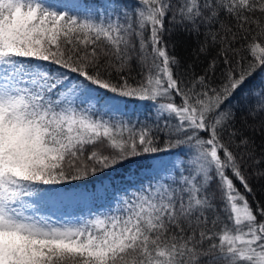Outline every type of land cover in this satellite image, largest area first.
<instances>
[{
    "label": "snow or ice",
    "instance_id": "snow-or-ice-1",
    "mask_svg": "<svg viewBox=\"0 0 264 264\" xmlns=\"http://www.w3.org/2000/svg\"><path fill=\"white\" fill-rule=\"evenodd\" d=\"M137 101L150 114L126 119ZM140 157L150 175L110 212L47 213ZM256 189L264 0H0V264H264Z\"/></svg>",
    "mask_w": 264,
    "mask_h": 264
},
{
    "label": "rangeland",
    "instance_id": "rangeland-1",
    "mask_svg": "<svg viewBox=\"0 0 264 264\" xmlns=\"http://www.w3.org/2000/svg\"><path fill=\"white\" fill-rule=\"evenodd\" d=\"M48 2L60 6H70L73 0H48ZM88 2L99 6L104 3V0L95 2L88 0ZM149 114L150 104L148 102L137 101L128 105L127 116L125 118L135 120L139 117L140 120H143ZM149 175V167L128 173L123 179H114L96 190L82 191L87 193L97 192L98 195L95 198L90 197L72 203L50 205L46 211L52 215L54 220L58 219L60 222H77L79 219H88L101 213L110 212L117 206V200L114 197L120 196L119 191L124 192L125 190L139 187V182L146 180Z\"/></svg>",
    "mask_w": 264,
    "mask_h": 264
},
{
    "label": "trees",
    "instance_id": "trees-1",
    "mask_svg": "<svg viewBox=\"0 0 264 264\" xmlns=\"http://www.w3.org/2000/svg\"><path fill=\"white\" fill-rule=\"evenodd\" d=\"M98 0H90V2H95ZM122 3L130 2V0H121ZM52 4V3H51ZM55 6H60L53 4ZM174 39L177 40V47H176V54L181 57V59L185 62L189 60V53L191 51V48L194 47V45L190 42L185 40L183 36L175 37ZM203 67V64L198 63L196 66V70L199 72ZM257 83V81H253L252 84H246L242 90L238 91L236 100H243L244 93L248 91V89L252 86H254ZM235 103V101H234ZM107 151V149H105ZM163 155V154H161ZM153 164V159L151 157H140V158H134L130 161H125L123 164H117L114 168H110L101 172H98L94 176H89L82 180L77 181H71L69 184V189L74 191H93L98 189L99 187L105 185L107 182H110L114 179L120 180L121 178L128 174L135 171H139L141 169H144L146 167H149ZM237 186L239 187V182L236 181ZM41 187H47V186H41ZM57 187H65L64 185H60ZM255 187V185H254ZM241 191L243 189L241 188ZM257 191V198L264 201V191H261L259 189H256ZM120 195L123 194L122 191H119Z\"/></svg>",
    "mask_w": 264,
    "mask_h": 264
}]
</instances>
